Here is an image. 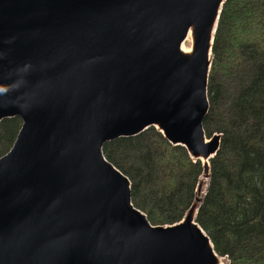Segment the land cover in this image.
<instances>
[{
	"label": "water",
	"instance_id": "water-1",
	"mask_svg": "<svg viewBox=\"0 0 264 264\" xmlns=\"http://www.w3.org/2000/svg\"><path fill=\"white\" fill-rule=\"evenodd\" d=\"M224 1L0 0V121H21L0 157V264H228L195 222L199 198L180 222L152 226L101 152L154 127L207 179Z\"/></svg>",
	"mask_w": 264,
	"mask_h": 264
},
{
	"label": "trees",
	"instance_id": "trees-1",
	"mask_svg": "<svg viewBox=\"0 0 264 264\" xmlns=\"http://www.w3.org/2000/svg\"><path fill=\"white\" fill-rule=\"evenodd\" d=\"M206 97L204 135L219 134L220 144L201 186V163L154 127L104 143L102 155L127 178L132 206L150 225L180 222L199 198L195 222L216 255L228 264H264V0L222 4ZM20 128L16 117L0 121V157Z\"/></svg>",
	"mask_w": 264,
	"mask_h": 264
},
{
	"label": "rangeland",
	"instance_id": "rangeland-1",
	"mask_svg": "<svg viewBox=\"0 0 264 264\" xmlns=\"http://www.w3.org/2000/svg\"><path fill=\"white\" fill-rule=\"evenodd\" d=\"M190 36V37H189ZM187 45H188V52H190L189 50H191V47H192V38H191V35L189 34L188 35V38H187ZM207 101H208V99H207ZM203 183H205V178H204V176L202 175V177H201V184H200V186L203 184ZM200 186H199V188H200ZM203 189H205V186H203ZM199 193V192H198ZM202 194V193H201ZM195 203V205L197 204V202H194ZM224 262L226 263L227 261L226 260H224Z\"/></svg>",
	"mask_w": 264,
	"mask_h": 264
},
{
	"label": "bare ground",
	"instance_id": "bare-ground-1",
	"mask_svg": "<svg viewBox=\"0 0 264 264\" xmlns=\"http://www.w3.org/2000/svg\"><path fill=\"white\" fill-rule=\"evenodd\" d=\"M190 34V31L188 32L185 40L183 41L182 45H181V50L184 51V52H188V45H187V38H188V35ZM190 37V36H189ZM190 51V50H189ZM207 88V87H206ZM143 132V131H142ZM140 134V133H139ZM105 159V158H104ZM109 163V162H108ZM209 166V164H208ZM116 169V168H115ZM117 170V169H116ZM220 263H224V259H219Z\"/></svg>",
	"mask_w": 264,
	"mask_h": 264
}]
</instances>
